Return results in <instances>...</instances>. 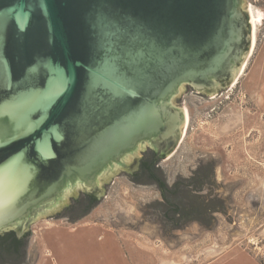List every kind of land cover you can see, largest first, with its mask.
Returning <instances> with one entry per match:
<instances>
[{
  "label": "water",
  "instance_id": "obj_1",
  "mask_svg": "<svg viewBox=\"0 0 264 264\" xmlns=\"http://www.w3.org/2000/svg\"><path fill=\"white\" fill-rule=\"evenodd\" d=\"M252 45L247 0H0V234L169 155Z\"/></svg>",
  "mask_w": 264,
  "mask_h": 264
},
{
  "label": "rangeland",
  "instance_id": "obj_2",
  "mask_svg": "<svg viewBox=\"0 0 264 264\" xmlns=\"http://www.w3.org/2000/svg\"><path fill=\"white\" fill-rule=\"evenodd\" d=\"M247 3L249 9L252 4L264 14V0ZM245 65L221 93H183L189 118L186 114L180 141L161 164L168 184L190 176L200 163L215 164L212 189L225 200L226 211L214 214L211 227L163 226L149 206L162 198L159 187L137 184L120 173L86 215L47 217L34 223L27 263L210 264L237 250L258 262L264 258V18ZM48 233H54L59 245ZM234 258L231 264L241 263L237 254Z\"/></svg>",
  "mask_w": 264,
  "mask_h": 264
},
{
  "label": "trees",
  "instance_id": "obj_3",
  "mask_svg": "<svg viewBox=\"0 0 264 264\" xmlns=\"http://www.w3.org/2000/svg\"><path fill=\"white\" fill-rule=\"evenodd\" d=\"M215 184V164L212 161L200 163L188 177L179 176L171 184L158 183L162 198L149 206L155 208L157 218L169 229L180 230L191 223L211 227L214 214L226 211L225 200L212 189ZM29 235L18 238L13 230L0 235V264H28ZM259 262L264 264V258Z\"/></svg>",
  "mask_w": 264,
  "mask_h": 264
},
{
  "label": "flooded vegetation",
  "instance_id": "obj_4",
  "mask_svg": "<svg viewBox=\"0 0 264 264\" xmlns=\"http://www.w3.org/2000/svg\"><path fill=\"white\" fill-rule=\"evenodd\" d=\"M186 88L195 90L190 85H187ZM174 150L175 149H173L169 155H159L154 149L147 147V149L141 152L137 168L133 169L132 171L122 170L121 173L128 175L134 182L140 185H149V184L157 185L158 183L167 182L165 176L162 174L161 164L162 161L165 160L168 156H170ZM144 164L146 165L145 170H144ZM109 182L105 183L104 186L108 185ZM102 197L103 196H100V194L97 192L91 193V192L80 191L78 196L70 198L68 205L63 206L60 210L54 212L48 217L49 218L67 217L68 219H73L78 216L86 215V213H88L90 207H92L94 202L100 200ZM31 227L28 231L25 232L22 238L26 237L30 233ZM10 231H6L4 234H0V235H5L7 232Z\"/></svg>",
  "mask_w": 264,
  "mask_h": 264
},
{
  "label": "crops",
  "instance_id": "obj_5",
  "mask_svg": "<svg viewBox=\"0 0 264 264\" xmlns=\"http://www.w3.org/2000/svg\"><path fill=\"white\" fill-rule=\"evenodd\" d=\"M48 236H49L51 242H53V243L55 242V244L59 245L58 239L55 238L54 233H48ZM83 237H81V239ZM74 241H76V240L74 239ZM64 246H66V244ZM235 253L237 254L238 260L241 261V263H239V264H260L255 257H253L250 253H248L246 251L237 250ZM236 254H233L232 256L230 255V258L224 259L222 262L210 263V264H231L230 262L232 260H236L234 258L236 256ZM107 257H108V255H107Z\"/></svg>",
  "mask_w": 264,
  "mask_h": 264
},
{
  "label": "bare ground",
  "instance_id": "obj_6",
  "mask_svg": "<svg viewBox=\"0 0 264 264\" xmlns=\"http://www.w3.org/2000/svg\"><path fill=\"white\" fill-rule=\"evenodd\" d=\"M250 13H251L252 23H253V45H252V50H253L256 46L258 28L264 18V14L262 10H260L259 8H257L256 6L252 4L250 5ZM245 68H246V65H244L242 69V73L245 70ZM186 114H187V119H188L189 118L188 109H186Z\"/></svg>",
  "mask_w": 264,
  "mask_h": 264
}]
</instances>
